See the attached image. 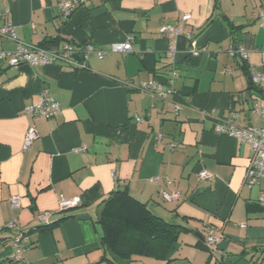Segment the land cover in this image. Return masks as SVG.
Listing matches in <instances>:
<instances>
[{
	"label": "crops",
	"instance_id": "crops-1",
	"mask_svg": "<svg viewBox=\"0 0 264 264\" xmlns=\"http://www.w3.org/2000/svg\"><path fill=\"white\" fill-rule=\"evenodd\" d=\"M57 1L0 0V29L10 23L16 33L12 39L0 32V50L57 38L49 49L69 41L106 53L92 52L80 70L62 61L13 66L0 58V264L13 260L10 242L18 235L26 249L16 264H110L96 206L121 188L190 230L168 259L118 264H264V209L257 202L264 182L245 185L249 145L215 128L222 120L262 124L255 107L264 108V91L250 71L264 74V28L252 18L264 0H88L67 18ZM183 13L190 19L178 34L160 32ZM129 35L131 51H109ZM191 47L199 54H187ZM238 47L247 59L230 52ZM172 73L175 90L166 98L138 89ZM43 90L60 112L34 122L38 137L23 149L32 123L25 107ZM201 169L213 178L200 179ZM175 190L179 198L161 197ZM12 196L19 207L11 206ZM75 197L76 207L60 210V198ZM40 212L47 223L37 219ZM209 229L220 234L213 250L194 234L206 238Z\"/></svg>",
	"mask_w": 264,
	"mask_h": 264
},
{
	"label": "built area",
	"instance_id": "built-area-1",
	"mask_svg": "<svg viewBox=\"0 0 264 264\" xmlns=\"http://www.w3.org/2000/svg\"><path fill=\"white\" fill-rule=\"evenodd\" d=\"M88 0H58L57 8L60 14L67 18L75 10V8L83 5ZM252 18L258 22V24L264 28V9L256 10L252 12ZM190 19L189 13H183L180 17V22L176 25L164 24L160 26L161 33H165L169 38H172L180 32L183 28L182 23ZM1 33L8 35L12 39H16V33L12 24H7L0 29ZM134 36L129 35L123 42H114L111 44L109 51L112 52H129L131 51V42ZM92 52H96L99 56L106 53L103 49H95L92 44H77L74 42H64L59 48L49 49L39 45H22L17 44L16 48L11 51L0 50V58H8L9 63L13 66L27 63L34 64H52L59 61L67 63L70 67L80 70L87 68L89 56ZM231 53H238L243 59H247L249 53L242 48H230ZM190 55L199 54V50L195 47H191L186 52ZM175 73H172L169 78H154L148 81H142L138 84V89L142 92H148L152 95L166 98L169 94L174 92V79ZM250 79L252 83L258 85L262 91H264V74L258 73L255 70L250 71ZM179 105L174 106V111L179 110ZM255 111L261 116L262 124L260 126L244 127L233 123L231 120H222L215 123V128L218 132L229 134L236 137L240 142H246L252 151L251 158L246 167L244 176V183L248 188H251L255 184L264 182V108L260 106L255 107ZM26 114H29L32 120L24 133L23 149H28L32 143L37 139L38 134L36 132L34 122L38 119H48L54 117L60 112V104L50 95L46 90H43L38 100L25 107ZM138 121L139 117L136 118ZM160 137L161 134H158ZM174 146V144H172ZM84 147L79 148L83 150ZM198 177L202 180H211L213 174L205 169H201L198 172ZM161 197L164 200H172L180 197V192L175 190L172 192H162ZM79 198H60L58 205L60 210H66L76 207L79 204ZM258 204L264 209V186L261 188L257 198ZM12 207H19L20 200L18 196H12L10 199ZM37 219L40 223H47V213L40 212L37 214ZM16 224L12 223L9 227H15ZM220 238V234L214 230L209 229L205 238L206 245L210 250H213ZM23 235L14 237L10 245L13 248L12 258L15 261L22 259L23 252L26 247L24 244ZM264 253V249H263Z\"/></svg>",
	"mask_w": 264,
	"mask_h": 264
},
{
	"label": "trees",
	"instance_id": "trees-1",
	"mask_svg": "<svg viewBox=\"0 0 264 264\" xmlns=\"http://www.w3.org/2000/svg\"><path fill=\"white\" fill-rule=\"evenodd\" d=\"M57 41V38H52L40 46L48 48L49 44ZM96 209L94 221L99 229L101 245L106 252L104 259L110 264L130 262L137 257L168 259L169 252L180 234L190 230L175 220H166L155 214L146 203L135 198L126 188L112 191L97 204ZM72 216L75 215L64 216L57 222ZM47 226L39 225L36 229L41 230ZM2 239L0 237V241ZM9 262L16 264L18 261Z\"/></svg>",
	"mask_w": 264,
	"mask_h": 264
},
{
	"label": "water",
	"instance_id": "water-1",
	"mask_svg": "<svg viewBox=\"0 0 264 264\" xmlns=\"http://www.w3.org/2000/svg\"><path fill=\"white\" fill-rule=\"evenodd\" d=\"M194 234L202 243L206 244V240H205V238L203 236H201L197 232H195Z\"/></svg>",
	"mask_w": 264,
	"mask_h": 264
}]
</instances>
